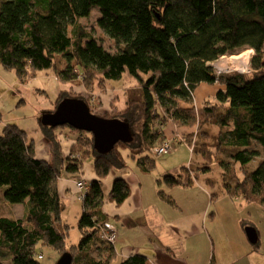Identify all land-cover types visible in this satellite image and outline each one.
<instances>
[{
  "label": "trees",
  "instance_id": "trees-1",
  "mask_svg": "<svg viewBox=\"0 0 264 264\" xmlns=\"http://www.w3.org/2000/svg\"><path fill=\"white\" fill-rule=\"evenodd\" d=\"M96 7L101 12L99 26L114 41L113 50L81 30L80 18ZM245 48L255 51L249 72L218 73L211 65ZM0 62L23 80L54 67L61 79L73 81L51 113L69 94L96 115L118 118L129 126L127 139L101 150L90 131L43 122L48 160L37 158L35 140L26 130L16 124L4 127L0 189L5 187L9 202L27 205L22 218L0 211V257L9 258L0 264H42V255L36 253L41 244L61 254L70 252L71 264H110L115 250L102 236L110 222L104 213L103 180L126 168L129 159L152 171V149L165 140L162 128L170 121L196 126L198 152L208 160L197 171H208L213 164L222 167L227 195L260 204L264 212V0H0ZM121 79L135 82L123 91V104L114 97L110 111H99L98 92L106 89L108 80ZM201 83L217 84L218 89L212 100L197 106L195 90ZM209 125L217 127L214 148L205 130ZM65 129L76 136L69 148L62 135ZM256 158L259 163L250 169L248 164ZM88 159H93L96 178L88 181L81 200L80 242L68 245L66 204L57 181L65 172L82 171ZM162 182L189 186L194 179L164 174ZM130 192L129 183L116 177L109 199L120 206ZM120 264L149 262L136 253Z\"/></svg>",
  "mask_w": 264,
  "mask_h": 264
},
{
  "label": "crops",
  "instance_id": "crops-1",
  "mask_svg": "<svg viewBox=\"0 0 264 264\" xmlns=\"http://www.w3.org/2000/svg\"><path fill=\"white\" fill-rule=\"evenodd\" d=\"M217 89V84L201 83L195 90L194 104L201 106L204 101L212 100ZM183 105L187 106L185 103ZM205 130L209 132V135L211 130L216 132L217 142V127L209 125L205 127ZM162 131L165 138L171 140L172 143L185 142L184 148L189 152L190 163L181 160L179 161L180 169H176L177 173L170 171L167 173L185 174L192 177L194 183L189 186L169 187L162 182L163 175L156 179L153 173H150L152 171L148 173L142 170L133 159V163H128L126 168L116 169L120 170L119 172L112 171L103 180V186H105L104 213L110 218L118 219L117 222L110 221L118 229V237L113 245L115 251L119 245L118 241L123 236H128V241L120 244L121 252L116 251L117 258L123 261L132 254L141 253L147 257L149 264H264V226L261 228L254 225L258 235L256 243L259 244L256 248L255 243L249 242L247 234L242 229L243 221L241 225L239 224L241 214L246 216L245 221L253 224L256 209L260 218L264 219L262 207L250 202H218L227 196L224 188L223 168L213 164L209 166L208 171L204 172L197 171L199 166L195 168L192 164L195 153L197 165L201 162L205 163L201 153L197 152L200 136L197 134L196 126H177L170 121ZM41 135L39 141L33 138L36 143V156L39 159L48 160L50 157L48 142L42 139L44 136ZM62 135L68 140L65 143L66 148H69L70 141L76 140L75 133L68 129H65ZM214 143L213 139L210 140V145L213 146ZM183 167L186 169L183 170ZM64 174L57 181L58 192L61 195L71 190L72 198H78L77 181L84 179L91 182L96 178L93 159L84 161V167L79 172L78 178H70ZM213 175L216 178H213ZM116 177L124 178L131 189L130 197L120 206L109 199V193ZM199 184L210 192L212 202H199L197 192L194 191L198 189ZM184 194L186 195L184 202H180L181 199H177V196L182 197ZM214 199L216 202H213ZM234 205H237L239 212L235 211ZM211 210L214 211L211 212ZM124 215L130 217L135 225L124 224L122 221ZM212 220L214 222L210 223ZM160 224L162 232L158 235L156 228ZM208 226H211L213 230L210 231ZM136 228L140 229L141 233L131 234ZM151 236H157V239L153 246L149 247L147 242ZM220 237L225 239V244L215 240ZM226 244H229V247H226ZM137 245L145 250L144 253L138 250Z\"/></svg>",
  "mask_w": 264,
  "mask_h": 264
},
{
  "label": "rangeland",
  "instance_id": "rangeland-1",
  "mask_svg": "<svg viewBox=\"0 0 264 264\" xmlns=\"http://www.w3.org/2000/svg\"><path fill=\"white\" fill-rule=\"evenodd\" d=\"M100 17H101L100 10L97 7L94 8L89 16L80 18L79 24L80 26H82L81 30L86 34H89L90 36L99 39L106 48L113 50L115 49L114 41L110 37H108L99 26L98 19ZM70 33L73 36H75L72 30ZM247 50H252V51L250 53L249 63L246 66V68H243L242 66L227 68L226 70H224V72H229V71H239L241 73L249 72L251 57L255 53L254 49L245 48L242 49L239 53L232 55H239ZM232 55H224L218 60L212 62L211 65H213L215 70L218 71L219 69L216 62L219 61L220 59H223L224 57H231ZM72 82L73 81L71 80L66 81L61 79L54 67L40 70L36 76L29 77L28 79L23 80L19 77V74L15 69H6L0 62V134L3 132V129L7 124H16L21 129L27 131L29 138H35L37 141H39L40 138L42 137L41 134H43L44 138L42 139L47 141L42 130V126H43L42 123L44 122V118L46 114L51 113L52 110L54 109L55 103L60 93L63 90H68V91L70 90V86ZM134 83L135 82L133 80H128V79L108 80L106 89L104 88L103 90L98 92L99 94L98 102L101 101V103H99L98 105L99 111H106L108 109H111L112 108L111 100L114 97L117 100L116 101L117 104H123L122 103L123 91H125L126 88L133 87L135 85ZM68 95L66 96V98H69ZM210 132L211 133L208 138V143L210 145V140L213 139L215 143L213 146L210 145V147L214 148L216 145V132H213L212 130ZM184 147H185V142H179V141L173 142L171 152L164 153L162 156L156 155V166L153 168L152 172L150 173H153L152 175L156 179L161 178V176L164 175L165 173L168 174L167 172L169 171L172 173H177L176 169H180L179 161L184 160L187 163H190L189 152ZM198 153H202V152H198ZM205 161L208 160L205 159ZM128 163H133L132 159H129ZM212 163H215V161ZM258 163H259V158H256L253 161H251L248 164V166L250 167V169H253L257 166ZM192 164L195 168H197L200 165H203V162L197 165L196 153ZM116 171L119 172L120 170H116ZM239 174L240 176L242 175L241 170H239ZM64 175L70 178H78L80 176L79 172H74V173L65 172ZM213 178H216V176L213 175ZM103 189H105V186H103ZM212 189H214V187ZM219 189H221V187H219ZM0 190H1L0 191L1 213L3 215H7L14 218H22L25 215L27 204L9 202L3 194L5 187H2ZM194 191L197 192L199 202H205V201L212 202L210 201V192L206 191V189L201 184H199L198 189H194ZM205 192H207V194H205ZM79 195H80V191L77 193V196ZM185 196H186L185 194L182 195V197L177 196L178 197L177 199H181L180 202H184L183 199H185ZM72 197L73 194L71 190L68 191V193L60 195L61 200L66 204V209L64 211V223L69 225L68 236L66 239L68 245H74V244L76 245L80 242L81 239V231L79 229L78 223L82 216V201L79 198L74 199ZM213 202H216V200L214 199ZM218 202L235 203V202H246V201L242 199L241 200L233 199V197L227 195ZM259 205L260 204H257V206ZM233 207L236 212L237 211L239 212V208L237 207V205H234ZM212 211L214 210H211V212ZM254 213L255 216H254L253 224L249 223L248 221H245L247 219L244 214H241L239 216V224L241 225V222L243 221L242 224H244V227L242 229L245 234H247L248 232L247 231L248 227H254V225H258L259 227L262 228L264 226V219L263 217L260 218L257 209L254 210ZM262 213L264 215L263 211ZM111 220L113 222H117L118 219L110 218V221ZM122 221L124 224L128 226L135 225L132 219L125 215L122 216ZM213 222L214 220L210 221V223ZM208 227L210 231L213 230L211 226ZM161 232H162V225L160 224L156 228V233L159 235ZM140 233L141 230L138 228H136L131 232V234H136V235ZM156 237L157 236L150 237L151 239H149L147 242V245L149 247L153 246V243L157 239ZM215 240L221 242L222 244L226 243L225 239H223L222 237L215 238ZM248 240L250 243H252L249 237ZM126 241H128L127 235L123 236L121 240L118 241L119 245L117 246L116 251L121 252L120 244L126 243ZM137 247L140 252L144 253L145 250H143V248H141L140 245H137ZM226 247H229V244H226ZM116 251H115V258L112 261H110V264H120L122 261V259L117 258ZM36 253L38 255H42V257H39V261L42 264H57L62 255L55 248L49 245H42V244L37 246ZM105 254L101 253L99 255L104 258L106 256ZM0 261L7 262L9 261V258L0 257Z\"/></svg>",
  "mask_w": 264,
  "mask_h": 264
},
{
  "label": "water",
  "instance_id": "water-1",
  "mask_svg": "<svg viewBox=\"0 0 264 264\" xmlns=\"http://www.w3.org/2000/svg\"><path fill=\"white\" fill-rule=\"evenodd\" d=\"M44 122L50 125H71L90 131L95 137V146L101 150L112 149L117 142L129 135V126L118 118H105L93 113L87 103L78 98H65L57 110L46 114ZM252 243L258 241L254 227L247 228ZM73 255L64 252L57 264H71Z\"/></svg>",
  "mask_w": 264,
  "mask_h": 264
},
{
  "label": "built area",
  "instance_id": "built-area-1",
  "mask_svg": "<svg viewBox=\"0 0 264 264\" xmlns=\"http://www.w3.org/2000/svg\"><path fill=\"white\" fill-rule=\"evenodd\" d=\"M226 70V69H225ZM218 73L224 72V70H218ZM80 78H82V75H79ZM163 129V128H162ZM163 132V131H162ZM172 149V141L169 139H166L161 143V144H156L152 151L154 154H156L157 156H160L164 153H169L171 152ZM77 187L80 191V195L78 196L79 199H83L85 196V193L87 192V190L89 189V184L87 180L84 179H80L77 181ZM103 238L107 241H109L111 244L114 245L117 237H118V229L117 227L112 224V223H107L106 224V228L103 232Z\"/></svg>",
  "mask_w": 264,
  "mask_h": 264
},
{
  "label": "bare ground",
  "instance_id": "bare-ground-1",
  "mask_svg": "<svg viewBox=\"0 0 264 264\" xmlns=\"http://www.w3.org/2000/svg\"><path fill=\"white\" fill-rule=\"evenodd\" d=\"M252 50H247L239 55H232L231 57H224L216 62L219 70L227 68L240 67L246 68L249 63L250 53Z\"/></svg>",
  "mask_w": 264,
  "mask_h": 264
}]
</instances>
